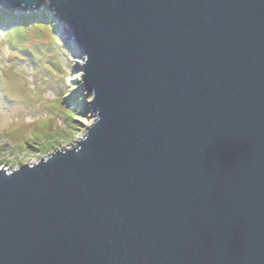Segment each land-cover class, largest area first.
<instances>
[{
  "label": "water",
  "instance_id": "1",
  "mask_svg": "<svg viewBox=\"0 0 264 264\" xmlns=\"http://www.w3.org/2000/svg\"><path fill=\"white\" fill-rule=\"evenodd\" d=\"M44 6L95 122L0 170V264H264V0Z\"/></svg>",
  "mask_w": 264,
  "mask_h": 264
},
{
  "label": "rangeland",
  "instance_id": "2",
  "mask_svg": "<svg viewBox=\"0 0 264 264\" xmlns=\"http://www.w3.org/2000/svg\"><path fill=\"white\" fill-rule=\"evenodd\" d=\"M43 8L35 10L40 12L36 26L18 28L16 16H0V30L22 29L6 41L10 58L4 63L10 71L0 64V170L9 173L37 164L63 147H74L85 136L86 126L95 122L91 114L72 112L75 103L63 106L77 93L82 104L74 109L88 108L91 101L81 87L83 56L67 40L58 17Z\"/></svg>",
  "mask_w": 264,
  "mask_h": 264
},
{
  "label": "trees",
  "instance_id": "3",
  "mask_svg": "<svg viewBox=\"0 0 264 264\" xmlns=\"http://www.w3.org/2000/svg\"><path fill=\"white\" fill-rule=\"evenodd\" d=\"M39 11V10H38ZM40 12H36V13H30V14H28V13H20V14H16V15H14V14H11V13H8V12H6V11H4V10H1L0 9V16L1 17H7V16H16L17 18H16V23H18V25H19V27L18 28H25V27H27V26H29L30 27V25L31 24H33V25H31V26H36L37 24H36V22L34 23V21H36V19L38 18V17H36L35 15L36 14H39ZM2 21H1V18H0V23H1ZM39 25V27H42L41 25L42 24H38ZM43 28V27H42ZM20 34V33H19ZM64 41V40H63ZM66 44V43H65ZM70 49H71V47H70ZM69 49V50H70ZM70 52H73V49H71L70 50ZM82 99H80V94L79 93H77V96H76V98H74V99H70L69 101H66V100H64V102H63V106H65V105H70L71 103H75V105L74 106H78L79 104H82V101H81ZM84 101V100H83ZM74 106H73V110H72V112L74 111L76 114H78L79 112L82 114V116L83 117H85L86 115H87V113H88V111H87V109L85 110V109H82L81 111L80 110H78V108L79 107H77V109H74Z\"/></svg>",
  "mask_w": 264,
  "mask_h": 264
},
{
  "label": "clouds",
  "instance_id": "4",
  "mask_svg": "<svg viewBox=\"0 0 264 264\" xmlns=\"http://www.w3.org/2000/svg\"><path fill=\"white\" fill-rule=\"evenodd\" d=\"M17 31H22V29H18L16 26L10 28L9 30L5 31V30H0V40H2V43H0V53H2L3 55L0 56V64H4V70L5 72H9L10 69L7 66L6 63H4L5 60H7L8 58H10V53L8 51V48L6 47V41L13 35H15V33ZM45 31H49V29H45ZM87 58L85 57V60ZM9 175H11V173H9Z\"/></svg>",
  "mask_w": 264,
  "mask_h": 264
},
{
  "label": "built area",
  "instance_id": "5",
  "mask_svg": "<svg viewBox=\"0 0 264 264\" xmlns=\"http://www.w3.org/2000/svg\"><path fill=\"white\" fill-rule=\"evenodd\" d=\"M41 9H44L43 7L41 8ZM38 10H40V9H36V11H38ZM35 10H29V13L26 11V10H24V12H20V13H28V14H30L31 12H36ZM19 12H16V13H14V15H16V14H20Z\"/></svg>",
  "mask_w": 264,
  "mask_h": 264
},
{
  "label": "bare ground",
  "instance_id": "6",
  "mask_svg": "<svg viewBox=\"0 0 264 264\" xmlns=\"http://www.w3.org/2000/svg\"><path fill=\"white\" fill-rule=\"evenodd\" d=\"M65 41H66V40H65ZM78 56H79V55H78ZM81 71H82V69H81ZM86 109H88V108H85V110H86ZM88 114H90V113H88ZM78 141H79V140H78Z\"/></svg>",
  "mask_w": 264,
  "mask_h": 264
},
{
  "label": "snow or ice",
  "instance_id": "7",
  "mask_svg": "<svg viewBox=\"0 0 264 264\" xmlns=\"http://www.w3.org/2000/svg\"><path fill=\"white\" fill-rule=\"evenodd\" d=\"M0 43H2V40H0ZM0 111H2V109H0Z\"/></svg>",
  "mask_w": 264,
  "mask_h": 264
}]
</instances>
